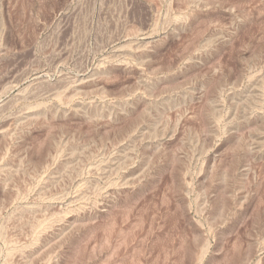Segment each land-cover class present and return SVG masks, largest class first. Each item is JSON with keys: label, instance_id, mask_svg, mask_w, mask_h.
<instances>
[{"label": "rangeland", "instance_id": "rangeland-1", "mask_svg": "<svg viewBox=\"0 0 264 264\" xmlns=\"http://www.w3.org/2000/svg\"><path fill=\"white\" fill-rule=\"evenodd\" d=\"M0 264H264V0H0Z\"/></svg>", "mask_w": 264, "mask_h": 264}]
</instances>
